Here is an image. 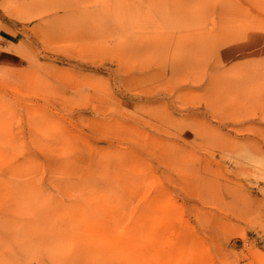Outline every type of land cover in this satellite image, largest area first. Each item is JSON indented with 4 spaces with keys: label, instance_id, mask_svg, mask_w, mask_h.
Here are the masks:
<instances>
[{
    "label": "rangeland",
    "instance_id": "374dc122",
    "mask_svg": "<svg viewBox=\"0 0 264 264\" xmlns=\"http://www.w3.org/2000/svg\"><path fill=\"white\" fill-rule=\"evenodd\" d=\"M0 12V264H264V0Z\"/></svg>",
    "mask_w": 264,
    "mask_h": 264
},
{
    "label": "crops",
    "instance_id": "0c3cea01",
    "mask_svg": "<svg viewBox=\"0 0 264 264\" xmlns=\"http://www.w3.org/2000/svg\"><path fill=\"white\" fill-rule=\"evenodd\" d=\"M0 29H1V32L5 35V39L9 43V47H10L9 51L11 52V46H12V19L9 16L5 15L4 13H2V12H0ZM1 37L3 38V36H1ZM2 43H4V39L2 40ZM2 51L5 52V50H3V48H2V46L0 44V53ZM7 58H8V61L10 63H12V58H9V57H7ZM5 59L6 58L0 54V64H3V60H5Z\"/></svg>",
    "mask_w": 264,
    "mask_h": 264
}]
</instances>
